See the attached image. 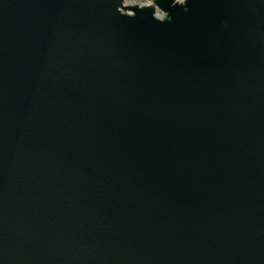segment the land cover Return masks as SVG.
<instances>
[{
	"label": "water",
	"instance_id": "obj_1",
	"mask_svg": "<svg viewBox=\"0 0 264 264\" xmlns=\"http://www.w3.org/2000/svg\"><path fill=\"white\" fill-rule=\"evenodd\" d=\"M126 1L0 0V264H264V0Z\"/></svg>",
	"mask_w": 264,
	"mask_h": 264
},
{
	"label": "rangeland",
	"instance_id": "obj_2",
	"mask_svg": "<svg viewBox=\"0 0 264 264\" xmlns=\"http://www.w3.org/2000/svg\"><path fill=\"white\" fill-rule=\"evenodd\" d=\"M178 1H184V0H178ZM155 3V0H127L126 1V5L127 6H133L134 5H139V6H146V5H154ZM157 14L160 18H163L164 17V13L160 10L157 9Z\"/></svg>",
	"mask_w": 264,
	"mask_h": 264
}]
</instances>
